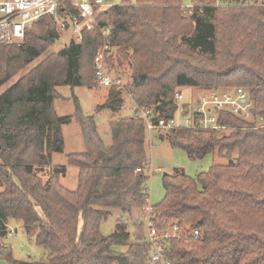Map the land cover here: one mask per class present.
I'll return each mask as SVG.
<instances>
[{
	"label": "trees",
	"instance_id": "obj_1",
	"mask_svg": "<svg viewBox=\"0 0 264 264\" xmlns=\"http://www.w3.org/2000/svg\"><path fill=\"white\" fill-rule=\"evenodd\" d=\"M185 9L182 0H123L99 16L100 26L111 28L106 64L120 76L113 60L120 67L122 60L129 63L126 89L135 105L132 115L109 123V145L76 98L73 115L59 117L54 110L57 88H98L93 61L106 42L98 30L84 31L81 43L72 41L0 94V259L147 264L151 251L138 219L149 204V177L136 170L147 163L148 132L136 108L149 109L153 123L169 121L177 116L178 92L241 88L252 102L254 122L218 111L216 124L225 127L218 131H156L191 160L217 154L229 162L195 177L179 169L164 175V197L152 206V217L157 229L176 223L200 233L197 240L167 243L172 264H264V127L256 123L264 117V0H193L190 12ZM58 39L54 20L43 18L21 42L0 45V88ZM107 90L97 110L117 114L122 92ZM190 105L181 104L182 118L192 115ZM73 120L84 149L66 156L67 166L77 170L70 190L61 182L66 166H53L51 156L63 152L62 126ZM46 167L50 173L43 180L37 172ZM113 211L125 223L103 235L100 226ZM9 220L22 222L26 236L46 251L45 262L12 260L10 249L1 246Z\"/></svg>",
	"mask_w": 264,
	"mask_h": 264
},
{
	"label": "built area",
	"instance_id": "obj_2",
	"mask_svg": "<svg viewBox=\"0 0 264 264\" xmlns=\"http://www.w3.org/2000/svg\"><path fill=\"white\" fill-rule=\"evenodd\" d=\"M112 6L103 0H0V45H11L21 42L25 32L31 26L43 18L53 19L58 31L71 34L70 43H81L84 31L92 32L98 30L106 41L94 57L93 72L97 80V86L109 89L115 88L126 95L132 108L135 105L132 101V93L127 91L126 85L121 76L110 73L106 59L112 52L109 45L111 28H102L98 18L103 11ZM76 12V14H74ZM184 99L183 93H176L174 100L178 104L177 116L173 120H157L147 108H136L138 116L144 120L148 134L159 130L170 129H203L221 130L225 127L218 126L217 113L225 111L233 116L247 122H254L250 113L252 102L248 94L241 88L227 89L223 92L212 93L210 98L201 97L198 107L192 109L191 116L181 117V104ZM199 117L193 121L192 116ZM257 125L264 127V117L257 119ZM148 164L145 163L137 172L145 171ZM153 207L148 204L143 210L141 224L144 228V244L150 247V257L147 264H172L166 258V245L171 240H197L200 237L198 230L187 226H180L176 223L165 224L163 228L155 227L152 217ZM13 234L11 230L8 235Z\"/></svg>",
	"mask_w": 264,
	"mask_h": 264
},
{
	"label": "rangeland",
	"instance_id": "obj_3",
	"mask_svg": "<svg viewBox=\"0 0 264 264\" xmlns=\"http://www.w3.org/2000/svg\"><path fill=\"white\" fill-rule=\"evenodd\" d=\"M123 0H110L108 5L117 6L122 3ZM193 0H182L183 8L189 10L192 6ZM133 3V1H132ZM31 34H36L37 30L32 28ZM71 40V34L59 31V39L54 45L47 48V50L39 58L32 61L22 71L18 72L8 83L0 88V94L6 91L11 85L16 83L21 77L30 72L38 64H40L45 58L50 55H55L63 48L67 47ZM115 58V57H114ZM114 69H117L121 74V78L124 83L129 81L128 77L131 74L129 63L121 61L120 67L116 61L113 60ZM225 89L214 92H198L195 90L186 89L183 91L184 99L182 103L191 104V108L198 107V102L201 97H208L212 93L223 92ZM227 90V89H226ZM108 90L101 87H94L93 89H87L84 87H59L56 89L58 98L54 101V110L59 117L70 116L75 111V99L84 115H90L94 117L95 125L98 135L102 139L105 145H109L111 142L109 134V123L112 120H116L121 117H128L132 114L131 106L126 95L121 97L124 100V107L117 114H112L109 110H97V106L104 103L107 98ZM199 100V101H198ZM97 111V112H96ZM163 134V132H160ZM158 133L152 132L147 134L146 139V152H147V164L145 173L148 175L149 180L146 183V189L148 190V203L150 206L157 205L164 197V189L162 185V177L164 175H170L174 170H183L189 177H195L199 173L207 172L215 164H226L229 162L226 156H219L217 154L207 155L202 160H191L185 154V152L173 149L170 147L167 141L160 140ZM62 135L64 138L63 152L59 154H52L51 161L53 166H66L65 175L61 178V182L70 190H74L76 186L77 170L67 166L66 156L70 153L83 151V140L80 134L79 126L73 120L68 125L62 126ZM50 173V167H46L42 172H37L41 179L46 180ZM142 219V218H141ZM138 219V223L141 222ZM125 223V218L119 213L113 211L111 216L105 220L100 226V232L103 235H110L117 231L120 225ZM8 233L13 230V234L7 235L5 239L1 241V246L7 247L11 251V258L17 262H45L46 251L36 245L31 239H29L24 233L22 222L9 220L7 225ZM127 231L133 236L134 229L131 224L128 225ZM125 251V249H121ZM0 264H12L6 259H0Z\"/></svg>",
	"mask_w": 264,
	"mask_h": 264
},
{
	"label": "crops",
	"instance_id": "obj_4",
	"mask_svg": "<svg viewBox=\"0 0 264 264\" xmlns=\"http://www.w3.org/2000/svg\"><path fill=\"white\" fill-rule=\"evenodd\" d=\"M128 80H129V79H128ZM126 83H128V81H126ZM121 98H122V97H121ZM122 100H123V98H122ZM123 102H124V100H123ZM129 105L131 106L130 103H129ZM123 107H124V106H123ZM96 112H97V111H96ZM131 112H132V114H133V112H134L132 107H131ZM132 114H131V115H132ZM148 135H149V134H148ZM63 140H64V138H63ZM83 149H84V147H83ZM81 152H82V151H81ZM74 153H77V152H74Z\"/></svg>",
	"mask_w": 264,
	"mask_h": 264
},
{
	"label": "water",
	"instance_id": "obj_5",
	"mask_svg": "<svg viewBox=\"0 0 264 264\" xmlns=\"http://www.w3.org/2000/svg\"><path fill=\"white\" fill-rule=\"evenodd\" d=\"M0 148H1V146H0Z\"/></svg>",
	"mask_w": 264,
	"mask_h": 264
}]
</instances>
